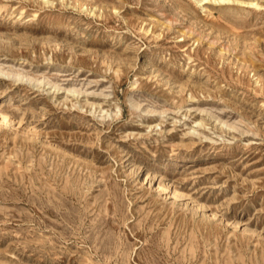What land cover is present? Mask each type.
<instances>
[{"label":"rangeland","instance_id":"obj_1","mask_svg":"<svg viewBox=\"0 0 264 264\" xmlns=\"http://www.w3.org/2000/svg\"><path fill=\"white\" fill-rule=\"evenodd\" d=\"M0 264H264V0H0Z\"/></svg>","mask_w":264,"mask_h":264}]
</instances>
